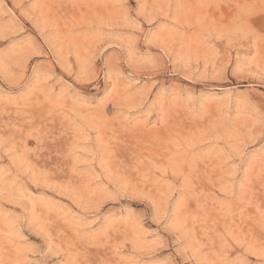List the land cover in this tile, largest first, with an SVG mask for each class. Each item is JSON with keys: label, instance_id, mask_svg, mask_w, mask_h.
Here are the masks:
<instances>
[{"label": "rangeland", "instance_id": "rangeland-1", "mask_svg": "<svg viewBox=\"0 0 264 264\" xmlns=\"http://www.w3.org/2000/svg\"><path fill=\"white\" fill-rule=\"evenodd\" d=\"M0 264H264V0H0Z\"/></svg>", "mask_w": 264, "mask_h": 264}]
</instances>
